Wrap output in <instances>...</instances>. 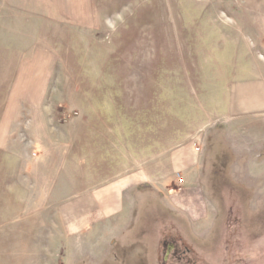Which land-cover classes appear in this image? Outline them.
<instances>
[{
    "label": "rangeland",
    "instance_id": "374dc122",
    "mask_svg": "<svg viewBox=\"0 0 264 264\" xmlns=\"http://www.w3.org/2000/svg\"><path fill=\"white\" fill-rule=\"evenodd\" d=\"M92 5L93 29L18 20L2 38L31 49L16 110V149L29 152L0 158V195L10 199L1 213L15 207L0 216V264H264V111L252 106L264 91V39L257 54L251 28L264 0ZM30 118L39 148L25 147ZM95 164L107 171L90 172ZM93 184L112 196L110 215L85 200L63 212L59 201H80ZM190 194L202 198L195 211ZM57 209L94 227L55 234ZM29 225L37 232L23 235ZM166 246L187 255L171 263Z\"/></svg>",
    "mask_w": 264,
    "mask_h": 264
},
{
    "label": "crops",
    "instance_id": "0c3cea01",
    "mask_svg": "<svg viewBox=\"0 0 264 264\" xmlns=\"http://www.w3.org/2000/svg\"><path fill=\"white\" fill-rule=\"evenodd\" d=\"M18 3H20L22 6H20V4ZM48 6L50 10L53 12L54 16L48 15L47 13ZM262 13L264 14V8L262 9ZM3 14L5 15L3 16ZM30 15L32 17H30ZM92 17L93 19L95 18V8L92 5V0H91V4H90V1L88 0H11V2L9 0H5L3 1V5H0V45H2L0 48V158L2 156H7L9 153H14L16 157L17 156L16 152L21 153L23 151L22 153L26 154V151H28L26 148H23L21 150L16 149L17 148L16 134L18 131L21 130V128H17V125H16L17 124L16 110L19 106V103L17 104V100H18L17 92L19 91L20 93L22 91L19 89V87L23 85V81L24 83H28L26 78H24L26 77L25 72L28 69H24V68H25V65L27 64V54L29 50L31 49V46L29 45L26 46L24 52H22L23 48H21L18 52H15L11 40H7L3 42L2 38L4 36V33L8 31V29L10 31L15 29V27L7 28V26L12 25L14 23L17 24L16 21L18 20L23 23V21L33 19L35 20V23H37L36 26L40 28L41 30L45 29L49 25V23H51L53 27L57 28L58 30L61 29V32L63 33L65 29H68V28L75 29V30H81V29L88 30V29L95 28V25L93 26L92 24L91 25L88 24L92 21ZM251 28L256 31V36H257V39L254 38L255 46H257L255 47V51L257 52V54H261L260 52H262L261 51L262 48L260 44H262L261 41L264 39V17H263L262 22L256 21V23H251ZM12 33L14 34V31H12ZM37 36L39 37V41L38 42L35 41L36 42L35 44L39 45V48H37V50L38 49L42 50L41 40H43L44 35L40 31ZM28 44H30V42H28ZM6 45L8 46V48H6ZM255 61L261 64L260 62L261 60L256 59ZM262 63H263L262 65H264V62ZM42 67L43 68L45 67L46 69L47 64L42 63ZM256 67L257 66H254V68L251 69L250 72L254 74ZM27 75H30V73H28ZM259 76L261 75H258V77ZM19 77H22V78L19 80ZM260 80L261 79H259V81ZM35 81H39V80L35 79ZM263 82H264V78H263ZM36 90L37 89H35L34 92H36ZM255 90L257 93V95L255 96L256 98L255 101L257 103H252V106L257 105L254 109L264 111V91H261L260 89H255ZM31 103L33 102L30 100V102H28L29 109H30V106L32 105ZM27 120H28L27 123L23 124L22 129L24 132L25 139L27 138L31 143L25 145V147L28 148V147H31L32 145V147L39 148L41 146L42 141L38 138H35L34 140H32L33 119L30 118ZM124 120L125 122L129 121L127 118H125L121 120V123ZM34 121L37 122V120H34ZM43 121H44L43 122L44 132L41 129H39L40 132L38 136L41 135V131L45 133V131L47 130V124H46L47 121L45 120ZM95 122L96 121H93V122L89 121L91 125L94 124ZM40 124H42V122H40ZM122 130L125 132L123 128ZM95 133L96 131L94 130V132L92 133L93 138L91 139V145H90L93 147L97 145V140L94 137ZM127 135H128V132H125L122 147L124 146L127 147V144H128ZM126 147H124L123 150H125ZM19 157L21 159V155ZM93 166L94 167L92 170H90V172H106L107 171L106 168H102L104 166H101L100 168L99 167L95 168L97 167L96 164ZM94 184H93V189H92V191H94L93 194L88 195L86 198H83L80 201L77 200L74 202L73 199H65L64 202L59 201L58 205L63 206V212H64L65 203H68L67 206H71L72 211H74V208L79 207L80 203H82L83 200H85L88 204H90V202H92L93 204L99 203V205H102L103 207L102 210L109 211L107 212V214L110 215L112 213V211L110 210L112 209L111 207L113 206V202H114L112 199V196L110 195V193H108V191H105L102 194L98 195V193L95 192L96 187ZM1 187H2V184L0 183V194H1ZM8 187H9L8 184L4 185L5 189ZM190 191H194V190L192 189ZM2 196L6 198H1V195H0V203L6 202V199L10 200L9 196H6V195H2ZM196 197L201 200L200 201L196 200ZM188 202H190L192 210L195 211L196 207L198 206L197 204L202 202L201 195H191L190 194V196L188 197ZM192 210L189 211L190 216L191 214L193 215ZM1 211L3 210H0V216H7V215L9 216V214H6V213H10V211H15L14 204L11 203V205H9L8 208L5 209L3 213H1ZM202 211L206 213L204 207ZM87 220L89 219H86V220L81 219L79 215L78 217L77 215H75L72 218H69L68 223H67L66 220L64 219V213H62L61 210L60 212H58V209H57L55 210V216L51 218V221H53V223L51 224L52 231L55 234L58 233L60 228L66 231V226H67V229L71 230L68 233L66 232L67 237L71 238L74 236H78L85 229L94 227L92 225L94 223L92 222L95 219L94 220L92 219V221H89L88 223H87ZM103 220H105V217L103 218ZM38 228L45 229L43 224L39 225L37 229ZM37 229L35 228L33 230L31 225H29L28 230H22V234L32 236L33 233L37 232ZM43 235L44 234H38V236H42V237ZM29 241H31V239H29ZM30 253L32 254L33 252L30 250Z\"/></svg>",
    "mask_w": 264,
    "mask_h": 264
},
{
    "label": "flooded vegetation",
    "instance_id": "af4514ba",
    "mask_svg": "<svg viewBox=\"0 0 264 264\" xmlns=\"http://www.w3.org/2000/svg\"><path fill=\"white\" fill-rule=\"evenodd\" d=\"M169 252V258H171V263L173 261H181L183 260L184 257H186L187 255V251L181 250V251H176L175 250H170L167 246H166V250L165 253ZM167 261V259L165 260ZM168 263V262H166ZM194 264V263H193Z\"/></svg>",
    "mask_w": 264,
    "mask_h": 264
},
{
    "label": "built area",
    "instance_id": "2783aa9c",
    "mask_svg": "<svg viewBox=\"0 0 264 264\" xmlns=\"http://www.w3.org/2000/svg\"><path fill=\"white\" fill-rule=\"evenodd\" d=\"M177 182H178V183H183L182 178H179V179L177 180Z\"/></svg>",
    "mask_w": 264,
    "mask_h": 264
}]
</instances>
